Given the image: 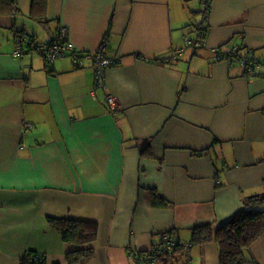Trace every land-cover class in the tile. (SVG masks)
I'll return each mask as SVG.
<instances>
[{
    "label": "crops",
    "instance_id": "0c3cea01",
    "mask_svg": "<svg viewBox=\"0 0 264 264\" xmlns=\"http://www.w3.org/2000/svg\"><path fill=\"white\" fill-rule=\"evenodd\" d=\"M207 1L206 20L205 0H47L33 14L15 0L0 14V264H66L81 247L50 218L97 224L86 264H152L139 253L167 233L185 243L178 264H219L218 243L191 245V230L264 192V0ZM197 22L202 45L186 47ZM14 26L35 42L65 27L79 54L105 43L104 86L91 57L15 55ZM234 46L240 57L215 59ZM245 256L264 264V236Z\"/></svg>",
    "mask_w": 264,
    "mask_h": 264
},
{
    "label": "trees",
    "instance_id": "16d2710c",
    "mask_svg": "<svg viewBox=\"0 0 264 264\" xmlns=\"http://www.w3.org/2000/svg\"><path fill=\"white\" fill-rule=\"evenodd\" d=\"M47 0H32V12H42L46 7ZM15 0H0L1 15H16L19 11ZM44 16L40 17L43 18ZM39 18V17H38ZM15 44H19L21 51L24 46H31L42 58L45 55L38 49L43 43L50 44L57 39V33L52 40L45 42H35L34 39L26 34L22 26L13 27L11 31ZM80 53V52H78ZM48 66L46 58H44ZM54 62V61H53ZM112 65V64H111ZM264 182V181H263ZM153 202L161 205V197L153 192ZM54 228L58 229L60 239L69 244L78 247L66 254V264H86L94 254L92 247H83L91 244L97 236V224L90 221L74 219L50 218ZM170 235V234H168ZM171 236V235H170ZM264 236V192L262 195L251 196L244 202L241 209L231 218L223 223H203L191 230L190 244H204L205 242L215 241L219 245V264H253L247 261L245 251L252 246V243L259 237ZM172 237V236H171ZM160 246L162 245L159 244ZM153 247L151 252H141L139 256L144 261L149 259L157 260V264H178V260L183 256V247L185 243L180 242L178 238L172 248ZM155 248V249H154ZM20 264H46L44 255L33 252H26L22 257ZM52 264H58L54 262ZM185 264V263H183Z\"/></svg>",
    "mask_w": 264,
    "mask_h": 264
},
{
    "label": "built area",
    "instance_id": "2783aa9c",
    "mask_svg": "<svg viewBox=\"0 0 264 264\" xmlns=\"http://www.w3.org/2000/svg\"><path fill=\"white\" fill-rule=\"evenodd\" d=\"M203 3L204 7V13L203 15L206 18H208V11H209V3L207 0ZM195 28L197 31V34L195 38L189 39L187 37H184V43L186 47L190 48H197L202 45L200 37H202L203 32H204V27L202 22H197L195 24ZM66 28L65 27H60L57 33V39L50 44L48 43H43L39 45L38 49L45 55L44 58H46L47 62L49 65H51L55 59V57H62V56H67L70 58L74 68L75 67H81L83 66V59L91 57L92 58V68L94 71V85L103 87L104 82H105V72H106V67L109 65L113 64L115 60L111 59L110 57L106 56L105 48L106 44L101 42L99 48L91 55L87 53H81L79 54L75 48L70 45L71 43L67 41L66 38ZM16 51L15 55L21 52V47L19 44H16ZM238 46L232 47L231 51L229 53H224L222 51H219L218 49H212L215 59L220 60V59H232L234 57H240L238 55ZM184 47L183 48H178L175 49L174 51L171 52V56L166 59L167 62L172 61L176 59L180 54L183 53ZM114 100H112L111 97H108L107 99V104H109L110 107H113ZM162 245L160 246L161 248H168L169 250L172 248L171 246L174 245L176 239L171 237L170 235L163 234L162 238ZM184 246V245H182ZM152 264H155V260L152 259Z\"/></svg>",
    "mask_w": 264,
    "mask_h": 264
},
{
    "label": "rangeland",
    "instance_id": "374dc122",
    "mask_svg": "<svg viewBox=\"0 0 264 264\" xmlns=\"http://www.w3.org/2000/svg\"><path fill=\"white\" fill-rule=\"evenodd\" d=\"M188 22H189V21H188ZM188 22H187V23H188ZM190 23H191V22H190ZM190 23H188V24H190ZM189 26H190V25H188L187 27H189ZM167 235H168V233H167Z\"/></svg>",
    "mask_w": 264,
    "mask_h": 264
}]
</instances>
